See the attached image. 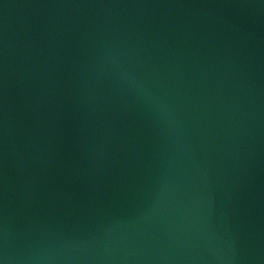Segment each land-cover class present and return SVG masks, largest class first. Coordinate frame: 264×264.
Here are the masks:
<instances>
[{
    "label": "water",
    "instance_id": "water-1",
    "mask_svg": "<svg viewBox=\"0 0 264 264\" xmlns=\"http://www.w3.org/2000/svg\"><path fill=\"white\" fill-rule=\"evenodd\" d=\"M0 264H264V0H0Z\"/></svg>",
    "mask_w": 264,
    "mask_h": 264
}]
</instances>
